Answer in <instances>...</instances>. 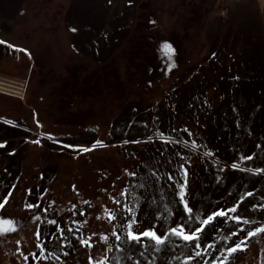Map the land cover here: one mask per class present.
I'll return each mask as SVG.
<instances>
[{
  "label": "rangeland",
  "instance_id": "rangeland-1",
  "mask_svg": "<svg viewBox=\"0 0 264 264\" xmlns=\"http://www.w3.org/2000/svg\"><path fill=\"white\" fill-rule=\"evenodd\" d=\"M246 187L264 205V0H0V264H264V233L128 238Z\"/></svg>",
  "mask_w": 264,
  "mask_h": 264
},
{
  "label": "trees",
  "instance_id": "trees-1",
  "mask_svg": "<svg viewBox=\"0 0 264 264\" xmlns=\"http://www.w3.org/2000/svg\"><path fill=\"white\" fill-rule=\"evenodd\" d=\"M137 132H139V131H137ZM160 151L158 149L156 154L160 153ZM171 164L172 163H170L169 165L171 166ZM143 171L145 172V170L142 169V172ZM182 174L183 173L181 171H177L176 178H180V180H181L182 179L181 178ZM134 178L135 179L132 180V182L134 181L133 182L134 184H132V185H134L135 188L132 187L129 196H133L136 193L138 194L142 190L145 191V187L144 186H148V187L150 186L151 187L152 182L154 181V177L152 175H150L149 178H146V177L144 178L142 176V173H140V172ZM158 180H159V176H158L157 182H158ZM170 180L174 181V178H167L166 182L168 183ZM157 182H155V183H157ZM220 184H222V186H225L226 182H222ZM155 185L156 184H154V186ZM152 188L153 187H151V189ZM172 188H173V186L171 187V191L176 194V199H174V206H177L180 209L182 206H178V205L183 203V201L181 200V197L179 195L181 189H179L177 187L176 189L174 188L172 190ZM230 190H231V188L229 187L227 192H229ZM252 192H254V191H251V189L246 187L244 190H242L239 193L240 195L237 198H235L234 202L227 203L225 208L224 207L219 208V210H221V209L224 210L225 216H223V218H222V224H221L220 229L215 231V235H209V233L207 232V230H209L210 228L213 229L214 226H209V224H202V222H200L198 227L201 228L202 231H201L200 238H199L198 242H202V240H203V242L209 243L208 239H212L214 237L213 239H214V241H216V245H217L216 248H219V250H221V251H223V250L226 251V249L229 248V246L231 247L232 244H235L237 241L239 242L240 240L252 239L253 236L252 237H248L247 239H244V238L247 236V233L250 230H252V229H254L256 227H260L261 225H264V212L263 213L261 212V211H264V208H263L264 205H262L258 200L255 199L254 195H252ZM138 201H139L138 199H136V200L133 199V202H134L133 204H135ZM236 205H237V207H236L237 209L235 211H230ZM170 207H171V210H172V206L171 205H170ZM125 210L127 211L126 212V216L128 218H131V213L133 212V210H132V212L129 211L127 208ZM208 215H210L209 214V209H208ZM237 215L241 216L243 219H241L240 221L234 220L233 217L237 216ZM124 221H125V223L126 222L129 223L125 219V216H124ZM234 226L240 232V236H241L237 241L235 240V237L232 236V231H230V229L233 228ZM223 235H225V237H226V239L224 241L219 239L220 236H223ZM232 238H233V240L231 241L232 244L229 245L228 240L230 242V239H232ZM213 239H212V241H213ZM201 248L203 249V247H201ZM137 257L138 256H136L135 259ZM207 264H214V263H212L210 261V262H207Z\"/></svg>",
  "mask_w": 264,
  "mask_h": 264
},
{
  "label": "snow or ice",
  "instance_id": "snow-or-ice-1",
  "mask_svg": "<svg viewBox=\"0 0 264 264\" xmlns=\"http://www.w3.org/2000/svg\"><path fill=\"white\" fill-rule=\"evenodd\" d=\"M163 48L167 49L169 52L173 51L171 44H169L167 42H165L163 44ZM37 142H39V141H37ZM244 158L245 159H250L251 157H244ZM232 166L233 167H238V165L235 164V163ZM180 188H181V191H180L179 195L181 197V200L184 203V207H185V209L188 212H191L192 209L188 206L187 201L184 199V196H185V192H184L185 185L181 184ZM117 202H119V201H117ZM2 207H3V205L0 204V208H2ZM28 207H32V205H28ZM235 210L236 209L234 207L230 211H235ZM129 211H131V209H129ZM217 216H225L224 210L221 209V210L213 212L212 214L208 215L207 218L205 220H203L202 223L203 224H208L210 221H212ZM233 219L236 220V221H240L243 218L241 216L237 215V216H234ZM52 223H55V221H53ZM134 223H137V221H132V224H134ZM0 224H6L8 226H13L14 222L12 220H10V219L9 220H5L3 218H0ZM132 224H130L128 226V238L129 239H132L134 241L142 243L141 237H147V238H149L151 240H154L155 241V245L157 247H161L163 244H165L167 242L168 234L180 236L186 241L196 242V241L199 240L200 234H201V231H202V229L199 228V227H197L193 231H185L184 230V228H185L184 225H178L177 227H168L166 229V231H164V232H161L159 229H153V228H148L146 230H136V229H134L132 227ZM3 230L7 231L8 229H3ZM258 233H264V225H261L260 227H256V228L250 230L247 233V236L244 239H247L248 237H252V236H254L255 234H258ZM82 242L83 243H88L87 240L82 241ZM241 246H244V240H240L239 242L233 244L231 247L227 248L226 251L228 253H232L237 248H240ZM196 247L199 248L200 244L196 243ZM52 255L55 256V253H52ZM197 255H199V253H197ZM41 256H43V253H41ZM25 259H27V257H25ZM214 264H215V262H214ZM220 264H223V261H221Z\"/></svg>",
  "mask_w": 264,
  "mask_h": 264
}]
</instances>
